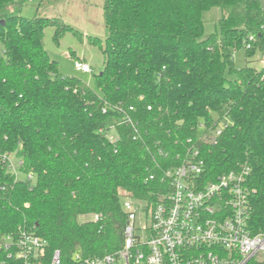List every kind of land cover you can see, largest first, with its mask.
Instances as JSON below:
<instances>
[{
    "label": "trees",
    "instance_id": "16d2710c",
    "mask_svg": "<svg viewBox=\"0 0 264 264\" xmlns=\"http://www.w3.org/2000/svg\"><path fill=\"white\" fill-rule=\"evenodd\" d=\"M12 2L0 0V245L22 229L45 241L44 264L56 250L61 264L117 253L122 199L149 198L189 139L201 149L206 180L249 169L254 232L264 229V68L233 64L235 51L246 60L264 54L257 0H104V44L86 39L103 57L99 93L61 74L44 47L49 28L56 46L67 33L81 35L57 18L8 16ZM213 8L220 17L204 37L202 14ZM222 122L214 144L197 142L200 124ZM4 157L22 162L23 180ZM15 262L0 250V264Z\"/></svg>",
    "mask_w": 264,
    "mask_h": 264
},
{
    "label": "built area",
    "instance_id": "2783aa9c",
    "mask_svg": "<svg viewBox=\"0 0 264 264\" xmlns=\"http://www.w3.org/2000/svg\"><path fill=\"white\" fill-rule=\"evenodd\" d=\"M254 40L250 36L244 50H249ZM260 55L264 68V54ZM73 68L92 72L88 63L78 60ZM121 120L131 123L128 117ZM224 127L223 122L215 128L200 124L197 142L214 144ZM113 128L111 125L107 132L110 142L117 139ZM187 143L180 164L163 172L159 188L149 198L122 199L126 224L121 249L102 257L76 254L75 264H247L257 261L256 256L261 257L258 262L264 261V229L254 232L257 224L248 186L249 169L230 170L206 180L199 145L190 139ZM2 160L19 179L22 162L10 157ZM26 180L31 181L32 175ZM45 247L41 238L19 229L17 237L2 239L0 250L14 259V264H44ZM48 264H61L59 251L53 252Z\"/></svg>",
    "mask_w": 264,
    "mask_h": 264
},
{
    "label": "rangeland",
    "instance_id": "374dc122",
    "mask_svg": "<svg viewBox=\"0 0 264 264\" xmlns=\"http://www.w3.org/2000/svg\"><path fill=\"white\" fill-rule=\"evenodd\" d=\"M103 1L104 0H62L55 7L40 6V0H13L6 8L8 16H17L31 18L34 15L47 18H57L62 20L67 26L73 28L81 39L75 38L71 33H67L56 46L53 40L54 30L52 28L44 31V47L51 60L58 63L61 74L68 77H75L86 83L91 89L99 93L94 82V75L99 74L103 69V57L98 47L89 45L86 42L87 37L98 38L101 44H104L105 26L103 20ZM220 17V11L213 8L202 14L204 26V37L214 32V26ZM70 52H73L78 58H72ZM261 55L256 54L254 58L246 60L242 50L233 53V64L236 69L248 65L256 70H260ZM74 60L87 62L92 69L91 73L76 72L73 68ZM19 179L24 177L20 174ZM90 217H80L79 222L88 220ZM255 259L259 261L260 256Z\"/></svg>",
    "mask_w": 264,
    "mask_h": 264
},
{
    "label": "water",
    "instance_id": "95a60500",
    "mask_svg": "<svg viewBox=\"0 0 264 264\" xmlns=\"http://www.w3.org/2000/svg\"><path fill=\"white\" fill-rule=\"evenodd\" d=\"M261 10L264 12V0H257ZM3 25V21L0 22Z\"/></svg>",
    "mask_w": 264,
    "mask_h": 264
},
{
    "label": "crops",
    "instance_id": "0c3cea01",
    "mask_svg": "<svg viewBox=\"0 0 264 264\" xmlns=\"http://www.w3.org/2000/svg\"><path fill=\"white\" fill-rule=\"evenodd\" d=\"M85 63H87V62H85Z\"/></svg>",
    "mask_w": 264,
    "mask_h": 264
}]
</instances>
